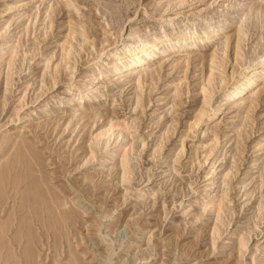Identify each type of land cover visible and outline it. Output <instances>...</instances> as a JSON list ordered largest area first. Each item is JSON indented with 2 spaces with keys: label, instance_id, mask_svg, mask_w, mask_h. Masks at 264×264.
I'll return each instance as SVG.
<instances>
[{
  "label": "rangeland",
  "instance_id": "374dc122",
  "mask_svg": "<svg viewBox=\"0 0 264 264\" xmlns=\"http://www.w3.org/2000/svg\"><path fill=\"white\" fill-rule=\"evenodd\" d=\"M194 30L140 82L95 62ZM250 59L264 0H0V264H264V72L235 102L217 87ZM112 118L127 129L103 149Z\"/></svg>",
  "mask_w": 264,
  "mask_h": 264
},
{
  "label": "bare ground",
  "instance_id": "6f19581e",
  "mask_svg": "<svg viewBox=\"0 0 264 264\" xmlns=\"http://www.w3.org/2000/svg\"><path fill=\"white\" fill-rule=\"evenodd\" d=\"M71 2V0H69ZM197 17V16H196ZM194 25V24H193ZM237 26V25H236ZM209 27V26H208ZM210 28V27H209ZM212 28V27H211ZM221 32H215V34H212L210 35L209 33L205 32L204 33V36H202L199 40L202 42V43H207L209 41H213L215 39L216 36L220 35ZM244 33L242 30H238L237 31V36H236V42H237V45H236V59L237 58H240L242 55H241V40H242V37H243ZM197 36V32L194 30V32L192 31L191 34L189 35H186V36H183L181 38H174L173 41L169 40V39H165V40H154L153 42H148V43H144V44H140L138 42H134L133 45L131 48H129L125 53L123 54H119L118 53V46H114V47H111V45H108L107 46V49L104 48L102 50V53H103V56H99L97 61L95 62H100L101 60L103 59H106V57H110V55H114L115 56V69H114V77H115V81H118V82H122L124 81L123 79L124 78H127L128 77V74H130V76H132V74H135L136 78H135V81L137 79V82H140V78L142 77V74L145 72L146 70V67H148L149 63H153L154 61L158 60L159 59V56L162 55L164 59H166L167 57H171V51L170 50H161V45H163L162 43H180L182 45H188L190 41L194 40V38H196ZM200 37V36H199ZM198 37V38H199ZM69 38V37H68ZM225 40V39H224ZM125 40H122L121 43H124ZM131 42V41H130ZM200 42V43H201ZM223 43V42H222ZM221 43V44H222ZM66 44V43H65ZM69 44V42H68ZM115 44V43H114ZM138 44V45H137ZM191 44V43H190ZM220 44V45H221ZM122 45V44H121ZM178 45V44H177ZM67 46V45H65ZM80 46V45H79ZM229 46H230V42L229 41H225V43H223L222 45V53L223 54H226L228 49H229ZM108 50V48H110ZM81 48V47H80ZM171 48V47H170ZM66 49V48H65ZM106 50H108L106 52ZM69 51V50H68ZM217 51V50H216ZM16 52V51H15ZM106 52V53H105ZM173 52V51H172ZM101 53V54H102ZM215 53V52H214ZM7 54V53H6ZM9 54V57L10 59L13 58V55H14V52L12 51H9L8 52ZM106 54V55H105ZM160 54V55H159ZM178 54V53H177ZM106 57H105V56ZM159 55V56H158ZM176 56V55H174ZM179 56V55H177ZM15 57V56H14ZM261 57V56H260ZM187 58V57H186ZM185 58V59H186ZM254 58V57H253ZM5 59V58H4ZM3 59V60H4ZM207 59V58H206ZM215 55L212 56L211 60H210V64H211V73L208 77V80H207V83L210 85H212V83H215L214 82V74H213V71L215 70V68L213 66L216 65L215 63ZM167 60V59H166ZM171 60V59H170ZM188 60V58H187ZM205 60V59H204ZM165 61V60H164ZM219 61V60H218ZM1 62V61H0ZM106 62V61H105ZM175 62V61H174ZM179 62V61H178ZM184 62V61H183ZM138 64L139 66L136 67L134 64ZM189 63V62H188ZM219 63V62H218ZM249 63H250V67H247L246 70L241 73V74H238V76H233L232 77V83H229V82H226L224 80H219L217 82V87H218V91H221L224 93V99L228 102V101H234L235 99H238L240 97H244L246 95H249V93L253 94L257 88H255L256 86V79L258 77V72L261 70L264 72V62H258L256 63L255 60H249ZM205 64V63H204ZM1 66V65H0ZM142 67H144L143 69H141ZM217 67V66H216ZM75 68V67H74ZM244 69V68H243ZM76 70V69H75ZM58 72V69L57 71ZM237 73H238V70H237ZM264 74V73H263ZM221 78V77H220ZM228 80V79H227ZM98 79L96 77H92L91 81H90V87L86 93H89L90 91V94L91 92L93 91V89L95 88V86L98 84ZM55 84V83H54ZM207 84V85H208ZM134 86V85H133ZM138 86V85H137ZM215 86V84H214ZM213 86V87H214ZM142 87V85H141ZM245 90H247V94L244 93ZM206 92V91H204ZM202 92V93H204ZM207 92H209L207 90ZM206 92V94H207ZM85 93V94H86ZM204 94V95H206ZM260 94V93H259ZM208 95V94H207ZM223 95V94H222ZM214 96V95H213ZM211 97V95H210ZM252 98V96L250 97ZM141 100V99H140ZM235 102V101H234ZM204 104V103H203ZM206 105H207V102H206ZM210 108V106H209ZM211 109V108H210ZM17 111L19 112V109H17ZM211 111V110H209ZM221 111V106H217L216 109L213 110L212 114L208 117L209 120H213L217 117V114H219ZM199 115H197V119L195 118V123L196 122H200L201 120H203V118L207 115L208 111H207V108H202L200 111H199ZM207 119V120H208ZM210 122V121H209ZM126 124V123H125ZM124 123L122 121H118V120H114L112 118V120L110 121V123L106 124L102 130L100 131V133L97 134V136H95L96 138L98 139H103L105 140V145L103 149H106L108 146H110V142L113 138V134H114V131L116 129H120V130H125L127 129L126 127L124 128ZM194 127V126H193ZM123 132V131H122ZM122 150V151H121ZM121 163L123 165H126L127 164V161H128V156H130L131 154V150H128L126 147H123L121 149ZM131 151V152H130ZM118 152V151H117ZM130 153V154H129ZM117 156V155H116ZM92 157H94V151L92 150L91 151V156H90V159H92ZM114 157V156H113ZM104 160V159H103ZM127 166V165H126ZM128 176V175H127ZM126 177V174H124L123 178ZM213 205L212 207L214 208V211L216 210V212L219 214V212L221 211L222 209V205H221V202L219 203H216V202H212ZM206 211V210H205ZM69 213V212H68ZM71 214V213H69ZM74 214V213H73ZM68 216V215H67ZM72 216V215H71ZM216 234V233H215ZM218 238V237H217ZM214 242L213 244L215 245V235H214ZM245 246V241L244 240H241V242L239 243V251L240 253L242 252V249L243 247Z\"/></svg>",
  "mask_w": 264,
  "mask_h": 264
}]
</instances>
